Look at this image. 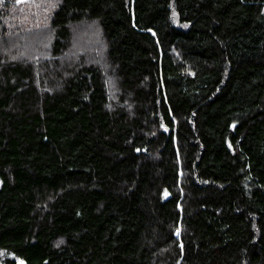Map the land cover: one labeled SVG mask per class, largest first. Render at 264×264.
Returning a JSON list of instances; mask_svg holds the SVG:
<instances>
[{"label": "trees", "instance_id": "1", "mask_svg": "<svg viewBox=\"0 0 264 264\" xmlns=\"http://www.w3.org/2000/svg\"><path fill=\"white\" fill-rule=\"evenodd\" d=\"M0 264H264V0H0Z\"/></svg>", "mask_w": 264, "mask_h": 264}]
</instances>
